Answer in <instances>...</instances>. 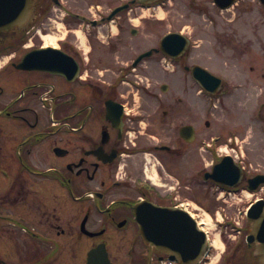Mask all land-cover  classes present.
<instances>
[{
    "label": "flooded vegetation",
    "instance_id": "1",
    "mask_svg": "<svg viewBox=\"0 0 264 264\" xmlns=\"http://www.w3.org/2000/svg\"><path fill=\"white\" fill-rule=\"evenodd\" d=\"M49 5L45 0L36 9L28 30L8 38L0 32V264H256L246 242V212L264 197L244 208V225L226 221L237 236L219 254H211V244L201 259L182 255L184 263L159 252L155 245L168 240L158 237L166 231L158 228L154 207L189 213L202 206L210 214L214 190H247L248 179L264 173L251 174L234 155L242 170L239 178H227V128L209 148L193 107L181 97L167 102L151 94L134 74L138 65L120 70L111 26L105 44L87 39L89 56L66 37L54 46L59 52L44 55L46 62L30 55L49 47L39 43L35 28ZM213 37L210 49L234 60L235 49L250 50L245 41L227 38V20ZM188 58L179 59L184 69ZM47 62L49 70H40ZM130 77L138 78L136 94L146 93L138 105ZM263 190L260 185L254 194ZM141 221L149 239L142 237ZM188 239L193 244V232Z\"/></svg>",
    "mask_w": 264,
    "mask_h": 264
},
{
    "label": "rangeland",
    "instance_id": "2",
    "mask_svg": "<svg viewBox=\"0 0 264 264\" xmlns=\"http://www.w3.org/2000/svg\"><path fill=\"white\" fill-rule=\"evenodd\" d=\"M60 1L61 7L53 5L48 15L37 23L36 29L43 28L39 43L57 46L58 39L66 37L81 46V51L89 56L88 51L92 45L87 40L88 34L95 36L99 44H102L101 41L105 44L110 27L109 23L103 22L92 28L88 21L99 20L110 9L128 0ZM74 14L78 18L85 17L86 21L71 17ZM212 20H215L214 26L217 27L211 26ZM226 20L227 38H239L250 47L246 53L239 48L235 49V60L226 51L219 49L220 52H213L209 47V40H213L217 32H224ZM65 21H70V25ZM110 26L114 32L113 39L121 66L129 64L138 54L152 47L157 48L160 38L168 32H181L189 37L192 46L188 53V64L206 65L227 83L226 92L216 98L208 97L180 66L174 64V71H171L172 67L168 70L162 67V58L157 54L142 61L134 74L148 82L152 92L165 97L167 102L181 97L191 109L193 107L199 114V134L205 138L207 145L227 128V151L233 156L237 155L251 174L264 173V6L255 0H239L238 5L231 10L220 11L212 6V0H169L164 4H156L149 10L138 5L129 8L118 18H114ZM132 28L137 30L135 36L130 33ZM45 36L55 37L57 40L53 38L47 41L44 40ZM99 69L103 72V68ZM130 79V85L134 86L132 98L138 105L142 103L143 94L146 93L140 89L141 92L136 94L137 87L133 80L138 78ZM162 84L168 86L165 93L160 90ZM125 87L132 89L126 84L123 89ZM205 121L209 122L210 128L204 126ZM220 148L224 150L225 145ZM209 163L210 158L207 157L206 164ZM243 191V196H230L227 202H219L213 198L212 206L215 209L207 220L204 207L199 206L194 211L196 219L202 222L208 232L210 242H215V237L218 236L228 249L229 244L234 242L233 237L237 235L230 227L225 226L226 221L233 220L234 223L244 225V208L254 199L264 197V190L255 194ZM223 249L214 247L211 254H218Z\"/></svg>",
    "mask_w": 264,
    "mask_h": 264
},
{
    "label": "water",
    "instance_id": "3",
    "mask_svg": "<svg viewBox=\"0 0 264 264\" xmlns=\"http://www.w3.org/2000/svg\"><path fill=\"white\" fill-rule=\"evenodd\" d=\"M38 0H0V31L10 33L15 28H21L25 26L35 8ZM142 3L151 2L154 0H139ZM215 3L221 8L229 7L235 0H214ZM127 5L116 9L117 11L126 8ZM188 46L187 39L178 34L171 33L163 37L161 40V50L169 56L177 57L180 53L186 50ZM46 52V51H43ZM146 53L140 56L136 63L139 62L143 57L149 55ZM46 62V60L44 59ZM192 76L201 84V86L210 93H216L221 87V80L216 76L212 75L207 70L200 67H193L191 69ZM223 173V172H220ZM219 172L217 174H220ZM226 173V172H225ZM240 171L234 172L233 166L227 161V178L239 177ZM262 176H257L251 180L254 185H259L264 182ZM217 181H222L220 178L214 177ZM222 183V182H219ZM224 183V182H223ZM227 185H235L228 184ZM257 186L249 185V189L253 190ZM257 202L248 213L250 220V229L247 235V242L254 244L253 254L259 257V264H264V204ZM153 214L159 219L158 228L166 233L160 238H166L168 242L166 244L155 245L160 251L168 253L171 258L177 259L181 262L186 263V260H181L182 255L194 254L195 257L201 258L207 251V237L203 231H201L196 222L183 211L169 208H156ZM193 232L194 240L191 244L189 241V232ZM141 233L144 239H149L148 229L145 226L144 221H141ZM180 256V257H179Z\"/></svg>",
    "mask_w": 264,
    "mask_h": 264
},
{
    "label": "bare ground",
    "instance_id": "4",
    "mask_svg": "<svg viewBox=\"0 0 264 264\" xmlns=\"http://www.w3.org/2000/svg\"><path fill=\"white\" fill-rule=\"evenodd\" d=\"M53 38H54V40L56 39L55 37H53ZM53 38H52V37H49V36H45V37H44V40L49 41L50 39L52 40ZM56 40H57V39H56ZM193 207H194V206H193ZM209 215H210V214H208L207 212H205V218H206V220L209 219V217H210ZM211 244H212L215 248H220V247H222V249L224 248V245H223V243H222L220 237H218V236L215 237V242H211Z\"/></svg>",
    "mask_w": 264,
    "mask_h": 264
}]
</instances>
